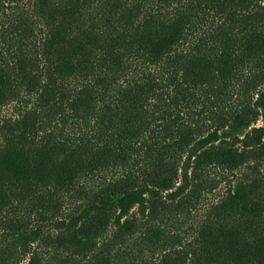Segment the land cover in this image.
<instances>
[{"label":"trees","instance_id":"trees-1","mask_svg":"<svg viewBox=\"0 0 264 264\" xmlns=\"http://www.w3.org/2000/svg\"><path fill=\"white\" fill-rule=\"evenodd\" d=\"M26 4L0 0V106L33 94L42 117L0 122V264L38 241L59 264H264L261 176L212 204L193 242L139 235L132 212L166 213L189 153L183 216L213 170L264 156V140L237 145L264 118V0H36L40 35Z\"/></svg>","mask_w":264,"mask_h":264},{"label":"rangeland","instance_id":"rangeland-1","mask_svg":"<svg viewBox=\"0 0 264 264\" xmlns=\"http://www.w3.org/2000/svg\"><path fill=\"white\" fill-rule=\"evenodd\" d=\"M36 0H27L29 18L35 31L40 35L39 30H44V18L36 12ZM16 97L8 104L0 106V122L7 119H14L20 114L32 110L37 116L42 117L38 106L36 105V98L33 94H24ZM255 98H258V104H264V88L259 90ZM264 140V118L260 117L251 127L239 133V146H256L259 142ZM192 153L186 155L181 163L179 171V179L175 187L169 191L161 192L163 198L166 197V203L169 209L166 213L158 215L147 216L148 210L143 213L140 207L135 206L132 212L137 216L139 224V235L144 233L148 227L159 226L165 231L170 230L178 234L184 241L193 242L198 230L200 222L205 211L214 203L234 192L241 184L242 180L247 175H258L264 178V156L249 162L233 172H224L213 170L210 173V185L197 190H193L197 198L196 209H192L190 215L183 216V209L175 208L178 201L183 198L186 191L187 180L189 179L192 169ZM189 190V189H188ZM74 210L73 204L65 205L61 214L56 216L57 219L66 220L68 215ZM124 217V216H123ZM122 217V218H123ZM55 219V218H54ZM33 220V216H32ZM34 223V221H32ZM116 228V223L111 226V230ZM46 234L54 236L60 231V225L55 223L43 226ZM138 236V235H137ZM138 239V238H137ZM67 253V252H66ZM70 255V254H69ZM33 258V259H32ZM149 257H139V264H148ZM78 264H85L86 259L77 260ZM14 264H59L60 261L54 256V250L42 241H38L32 245V250L27 254H23L21 250L15 257H13Z\"/></svg>","mask_w":264,"mask_h":264}]
</instances>
